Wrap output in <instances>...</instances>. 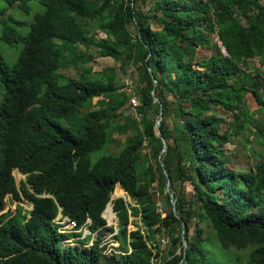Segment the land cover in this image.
<instances>
[{"label": "trees", "instance_id": "obj_1", "mask_svg": "<svg viewBox=\"0 0 264 264\" xmlns=\"http://www.w3.org/2000/svg\"><path fill=\"white\" fill-rule=\"evenodd\" d=\"M35 7L42 13L27 22ZM81 20L105 36L99 57L120 61L134 78L131 94L115 84L112 67L92 79L80 63L78 77L62 82L60 69L87 47ZM198 49L211 54L199 58ZM252 59L264 65V0H0V136L13 148L9 165L26 160L41 171L30 188L52 198L23 189L35 216L58 207L78 226L90 219L96 232L90 248L62 250L63 236L22 224L18 208L5 225L16 230L22 264H232L230 246L250 249L244 264H264V78L250 71ZM244 92L259 117L239 111ZM131 95L138 119L124 115ZM93 98L100 100L87 107ZM216 109L232 115L225 130ZM115 133L126 134L117 154L109 149ZM237 137L253 158L243 173L228 168L224 150ZM177 181L192 185L191 202ZM117 186L131 202L111 201L117 225L108 227L101 214ZM153 191L165 199L163 218ZM113 212H104L108 222ZM133 217L140 225L129 229ZM161 231L171 238L166 254L150 244Z\"/></svg>", "mask_w": 264, "mask_h": 264}, {"label": "rangeland", "instance_id": "obj_2", "mask_svg": "<svg viewBox=\"0 0 264 264\" xmlns=\"http://www.w3.org/2000/svg\"><path fill=\"white\" fill-rule=\"evenodd\" d=\"M29 3H35V1H30ZM145 8L144 6H142ZM35 11H31L30 16L27 17V22H32L33 21V13L38 12L42 13L43 9H40V7H35ZM10 12V11H8ZM240 19V17H238ZM81 23H78V29L80 28L83 29L82 35L86 37V46L87 47H80V53L83 55V59L81 61H76V62H71L70 67H64L60 69L59 74L61 75V80L63 83H66L67 79L70 77H78L80 68L78 65L81 63L85 67L91 68V77L92 79H98L99 74L101 71L106 68V67H112L114 72H115V84L118 86H122V90L131 94V88L132 86V81L134 78L126 73H122L120 71V61L114 60L109 57H99L97 53V42L99 39L104 38V34L96 31L92 28H90L88 25L85 24V22L80 21ZM85 26H83V25ZM82 25V26H81ZM153 27L155 28L156 25L153 24ZM213 38H215V35H213ZM16 50L10 47L6 48V53L10 58L13 56H16ZM211 52L208 50L204 49H198L196 55L201 58L203 55L205 56H210ZM251 68L250 71L253 72V74L260 73L263 78H264V65L260 63L258 59H252L250 61ZM134 84V83H133ZM126 87L124 88V86ZM133 97V95H131ZM243 103L240 105L239 111L243 116H249L252 113H257V110L259 106L255 103L254 98L252 95L248 92L243 93ZM99 98H93L88 101L86 104L87 107L94 106ZM100 100V99H99ZM137 108V107H136ZM136 108H131L130 106H126L124 109V115L125 117L129 118H140L139 114H136L135 109ZM216 113V121H220V125L222 126V129L225 130L228 128V123L233 120L232 115L226 111H222L220 109H216L214 111ZM255 116V115H254ZM257 117L260 116V114H256ZM120 121V123H122ZM113 137V144L110 146V150L117 154L119 150L122 147V143L125 140L126 134H118L115 133L112 135ZM249 139H251V136H249ZM224 150L226 153V158L229 160L227 166L230 170H233L238 173H243L248 171L249 167L252 165L253 158L248 154L244 153V147L241 142V138H233V141L226 144L224 146ZM95 155H92V159L95 160ZM20 176L18 175L17 178ZM174 188L176 190H183V195L186 203H189L192 201L193 197V189L192 185H190L189 182H184L180 183L179 181L174 183ZM153 200L156 204L158 212L161 213V217H165L167 214V205L165 202V199L163 195H160L156 191H153ZM113 198H118V197H123L126 201L131 202L130 199L127 197V195L117 186L112 194ZM171 202L174 203L173 199H171ZM112 206V204H110ZM14 208V205L12 206V210ZM106 221V224L108 227L114 226L116 224V219L114 217V220L112 222H108L106 218H104ZM140 225L139 217L137 218H131L130 219V224L128 226L129 229H135V226ZM206 229V234H209V231L207 228ZM89 231V230H88ZM189 234H193V229L191 228L189 231ZM173 236H175V232L172 233ZM92 238V236H91ZM105 238H109V234L107 233L105 235ZM151 245L153 248L154 253H161V254H166L169 250V244H170V236H168L166 233L163 231L157 232L151 236ZM91 239H89L90 243ZM117 244V242H116ZM89 245V244H88ZM81 247V246H80ZM116 247V246H115ZM118 247V246H117ZM116 247V248H117ZM107 252V251H106ZM105 252V254H106ZM115 252L119 253V248L115 250ZM250 252V249H244V250H237L235 247L230 246V248L226 251V259L231 262L232 264H244L248 254ZM231 258L234 259V261L230 260ZM226 260V261H227ZM225 261V260H224Z\"/></svg>", "mask_w": 264, "mask_h": 264}, {"label": "clouds", "instance_id": "obj_3", "mask_svg": "<svg viewBox=\"0 0 264 264\" xmlns=\"http://www.w3.org/2000/svg\"><path fill=\"white\" fill-rule=\"evenodd\" d=\"M10 146V142L3 136H0V264H22V260L20 259L21 243L16 237V230L13 224L5 225L8 221L12 222V220L18 217V208L22 209L21 214L24 216L22 224L33 221V228L37 229L43 226H48L55 232L57 236H63L59 242L62 250L71 247H79L82 249L90 248L96 238V236H94V239L93 237L91 238V234H94L96 232H91L90 230V219H87L90 221L88 227L89 233L82 237L81 231L70 233L68 232V230H66L65 227L67 226L68 221L71 219L68 216L62 214L61 208L57 207V212L52 217H49L48 215H34L37 209V204L35 201L31 202L29 199H26L23 196V189L27 188L35 196V198H37V200L52 198V196L48 193L46 194L33 192L30 188L32 186L31 180H34L37 176H40V170L31 168L27 164L26 160L19 162L17 161L13 167L9 165L13 153V148ZM18 175L20 176L19 178H17ZM11 181L12 184L10 183ZM4 187H9L10 190L4 191V193H2L1 190ZM111 198L112 199L110 200L108 205L112 204L111 201L114 200L113 196H111ZM13 205L14 208L12 210ZM106 208L107 207H105V209ZM113 214L115 215L116 219V213L113 212ZM102 218H105L104 215L102 216ZM84 224L80 226L76 224V230H78ZM116 225L117 222L114 227ZM12 239L17 241V246L15 248L11 245ZM89 239H91L90 243ZM103 239L101 241L102 243ZM102 243L100 246H105V249H103V254L112 255L113 252L111 254H105V251H107L109 247L107 245H102ZM116 249H118V247H114V250Z\"/></svg>", "mask_w": 264, "mask_h": 264}, {"label": "bare ground", "instance_id": "obj_4", "mask_svg": "<svg viewBox=\"0 0 264 264\" xmlns=\"http://www.w3.org/2000/svg\"><path fill=\"white\" fill-rule=\"evenodd\" d=\"M135 104L136 105H139V102H138V99L135 97ZM134 108L136 107V106H133ZM123 198V197H122ZM106 210H111L112 211V209H111V206L110 205H108V207L105 209V211ZM104 211V212H105ZM104 215V214H103ZM105 217V216H104ZM107 220V219H106ZM89 224H90V221L89 220H87L86 222H85V224L83 225V226H81L78 230H76V222L75 221H73V220H69L68 221V223H67V226H69V225H73V227L72 228H66V230H68V232H70V233H74V232H82V237H84L87 233H89V229H88V227H89ZM112 234H116V231L114 232V233H112ZM92 235V237H93V239H94V236H96V233H94V234H91ZM109 235H111V234H109ZM105 241V240H104ZM103 244V243H102ZM115 246H117V244L115 245ZM120 253V252H119Z\"/></svg>", "mask_w": 264, "mask_h": 264}, {"label": "water", "instance_id": "obj_5", "mask_svg": "<svg viewBox=\"0 0 264 264\" xmlns=\"http://www.w3.org/2000/svg\"><path fill=\"white\" fill-rule=\"evenodd\" d=\"M201 68V67H200ZM162 120V113H161V108H160V111H159V119L157 120V122H156V124H155V127H156V134L159 136L160 135V130H159V123H160V121ZM164 142V141H163ZM162 152H164V150H162ZM166 178H167V186H169V178H168V176H166ZM112 199V198H111ZM108 205V204H107ZM172 206H173V210H174V204L172 203ZM107 207V206H106ZM105 211V210H104ZM104 211H103V213H102V216H103V214H104ZM116 222H117V218H116Z\"/></svg>", "mask_w": 264, "mask_h": 264}, {"label": "built area", "instance_id": "obj_6", "mask_svg": "<svg viewBox=\"0 0 264 264\" xmlns=\"http://www.w3.org/2000/svg\"><path fill=\"white\" fill-rule=\"evenodd\" d=\"M129 106H136L138 107V105L135 104V96L133 95V97L129 98ZM73 225H69L66 226V228H72Z\"/></svg>", "mask_w": 264, "mask_h": 264}]
</instances>
